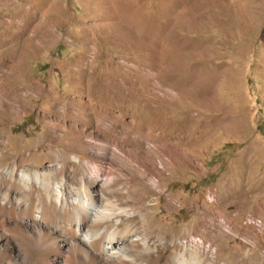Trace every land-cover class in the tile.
<instances>
[{
	"label": "rangeland",
	"instance_id": "rangeland-1",
	"mask_svg": "<svg viewBox=\"0 0 264 264\" xmlns=\"http://www.w3.org/2000/svg\"><path fill=\"white\" fill-rule=\"evenodd\" d=\"M0 91V137L39 156L16 177L61 160L62 176L108 172L113 205L142 197L150 264L184 243L206 264H264V0H0ZM15 241L0 242V264H42Z\"/></svg>",
	"mask_w": 264,
	"mask_h": 264
},
{
	"label": "bare ground",
	"instance_id": "bare-ground-1",
	"mask_svg": "<svg viewBox=\"0 0 264 264\" xmlns=\"http://www.w3.org/2000/svg\"><path fill=\"white\" fill-rule=\"evenodd\" d=\"M0 100H7L2 91ZM7 112L3 105L0 136L5 130L3 121ZM94 149L101 160L135 165L134 160L118 156L102 145L95 144ZM0 150V164L11 155L18 160L15 167L6 173L0 172V242H20L25 255L37 256L42 264H50L53 259H63L65 264H144L140 261L146 260L150 264L155 260L148 241L137 236L134 227L135 221L148 216L142 197L134 205L123 208L113 205L110 198L123 193L114 176L95 165H87L79 179L77 165L73 166L74 177L62 176L65 163L60 159V168L42 170L37 162H32L30 166L36 170H24L16 177L15 169L19 162L22 163L25 153L30 152L32 161L39 157L38 154L32 152L30 146H18L15 140L2 137ZM101 188L110 196L98 195ZM135 212L141 213V217L135 216ZM149 224L157 226L153 220ZM158 232L161 239L168 235L165 229ZM78 241L84 244L83 248L76 244ZM184 245L166 264H206L198 248L192 249L187 258Z\"/></svg>",
	"mask_w": 264,
	"mask_h": 264
},
{
	"label": "built area",
	"instance_id": "built-area-1",
	"mask_svg": "<svg viewBox=\"0 0 264 264\" xmlns=\"http://www.w3.org/2000/svg\"><path fill=\"white\" fill-rule=\"evenodd\" d=\"M255 222H256L257 224H261L259 221H255V220L252 221L253 224H255Z\"/></svg>",
	"mask_w": 264,
	"mask_h": 264
}]
</instances>
